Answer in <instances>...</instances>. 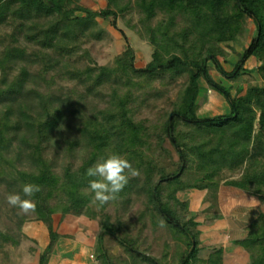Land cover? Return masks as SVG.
<instances>
[{"label": "trees", "instance_id": "obj_1", "mask_svg": "<svg viewBox=\"0 0 264 264\" xmlns=\"http://www.w3.org/2000/svg\"><path fill=\"white\" fill-rule=\"evenodd\" d=\"M78 10L84 14L78 15ZM133 12L138 15L137 22L130 24ZM188 15L192 23L187 21ZM96 17L109 18L114 27H118V17L124 19L153 45L150 61L135 66L134 49L128 44L121 55L108 62L68 64L64 76L75 80L64 97L59 98L50 90H36L34 94H39L41 102L28 103L27 98L23 100L26 67L21 66L8 79L13 47L6 48V55L0 57V182L10 193L19 192L22 196L26 183L41 188L32 197L35 212L21 214L17 209L19 222L42 219L51 234L45 250L48 251L57 236L52 213H85L90 217L93 193L89 181L93 178L85 175L86 169L115 153L130 154L153 170L152 175L140 173L131 177L123 192L127 196L133 191L137 199L144 195L159 215L184 234L188 250L177 264H197L200 260L198 223L185 217L187 204L176 197V191L186 187L188 181L172 178L177 173H187L195 161L214 172L234 165L243 167L239 177L224 182L259 198L262 211L250 226L251 233L264 227V82H249L245 93L240 94V87L232 96L229 89L209 75L207 64L213 59L224 75L238 78L246 61L256 55L261 60L258 70L264 73V0H106L100 10L78 0H0V20L12 22L11 38L19 34L31 39L43 33L48 44L56 36L65 40L81 37L80 47L85 53L89 50L93 58L95 43L86 47L83 36ZM248 19L253 31L251 40L228 71L211 40L236 38L245 30ZM26 27L34 30L28 34ZM183 72L189 74L188 78ZM199 77L226 98L231 107L229 113L197 115ZM156 95H160L157 104L168 103L162 110L165 113L160 114L163 118L157 122L146 115L147 110L152 111L150 101ZM59 126L61 136L46 151ZM255 135L252 146L248 140ZM163 157L174 163L178 171H167L161 163ZM60 158L64 162L57 173L55 167ZM23 160L30 161L26 168L18 165ZM169 179L171 186H163V181ZM123 199L124 196L116 200ZM116 209L104 210L98 220L101 264H113L102 239L107 234L125 250H131V264H166L163 255L138 243L139 235L133 234L142 226V213L140 226L131 232L129 225L115 221ZM102 230L107 232L101 234ZM120 232L128 234L123 236Z\"/></svg>", "mask_w": 264, "mask_h": 264}, {"label": "rangeland", "instance_id": "obj_2", "mask_svg": "<svg viewBox=\"0 0 264 264\" xmlns=\"http://www.w3.org/2000/svg\"><path fill=\"white\" fill-rule=\"evenodd\" d=\"M84 6L90 7L94 10H100L106 5V0H78ZM78 15H83L84 12L81 10L77 11ZM137 14L133 12L132 20L130 24L136 23ZM192 17L187 16V21L192 23ZM124 19L118 17V27H114L111 25L109 18H100L96 17L94 22L85 28L84 33V44L86 47L91 48L92 41L95 43V49L97 50L95 53V57L91 56L89 50L86 53L83 51V47H80V39L73 40H65L64 38H59L56 36L54 39L49 40V43H46L44 40L46 37L45 34L39 33V35H35V37L29 39L23 35H17L13 38L10 37V31L12 28V22L9 20H0V57L6 55V48L10 46L13 47L14 51L10 53L11 58L9 61L11 66L9 68V79L11 75L18 72L21 66L26 67L27 69V78L23 84V89L25 90L26 96H24L23 100L27 98L28 103H40L41 99L39 94L36 93V90L45 92L51 91L56 93L57 97L62 98L65 96V93L70 86L74 82L75 79L67 78L64 76L63 70L66 68L68 64L71 65H79L87 62H93L96 60L98 63H105L112 60L115 56L121 55L128 44H130L134 49V64L137 67L144 66L150 59L152 58V51L154 49L153 45L146 38L141 37L137 31L130 27ZM251 19H248L247 25L243 32L238 33L236 38H226L221 40H211L215 45V50L217 52V56L222 63L223 67L230 71L234 68V65L238 59L240 51L244 50L245 46L249 44L251 40V35L253 33L251 27ZM251 28V30H250ZM34 28L26 27V32L29 34L32 32ZM101 30V32L99 31ZM103 33L101 36L97 34ZM94 39V40H91ZM93 58V59H92ZM261 60L259 56L252 55L245 63L244 69H242L241 75L238 78H230L224 75L215 65L213 59L208 60V73L209 75L219 84H221L226 89H229L232 96L237 90L242 87L243 91L240 94L245 93V90L248 86L249 82H264V73L258 70V66L260 65ZM184 78H188L189 74L187 72H183ZM1 77V71H0ZM81 85V84H80ZM82 86V85H81ZM211 88L208 82L203 78L199 77L198 79V109L197 115L199 117L203 116H212L215 114H220L223 112L224 108L222 105H216L215 109H206V106L203 104L205 100L208 99V89ZM213 89V88H211ZM215 90V89H214ZM38 91V92H39ZM55 97V96H54ZM160 99V95H156V97L150 101L151 106H153L152 111L149 109L146 111V115L149 118H152L153 121L157 122L158 119H162L160 114H164L165 112L162 110L165 107H168V103L164 101L157 102ZM27 100L25 102H27ZM228 102V101H227ZM19 104V102H18ZM229 105V103H228ZM3 109V106H0V110ZM231 111V107H230ZM229 111V112H230ZM1 112V111H0ZM228 112V113H229ZM28 136H32L30 131H27ZM61 126L56 127L55 132L52 134L53 138L50 139V146L46 149V151L52 146L56 138H59L61 135ZM51 136V137H52ZM27 139V137H26ZM256 140V135L251 137L248 140L250 145L253 146L254 141ZM27 143V141L25 142ZM165 144L171 148L172 152H174L173 146L169 143L168 140L165 141ZM132 164V166L139 170L140 173H146L148 175L153 174V170L148 166V164L142 163L139 159L134 158L130 154H126L122 156ZM64 158H60L55 167V171L57 173L60 172L61 165L63 164ZM29 160H23L22 164H19V167H24L29 164ZM32 162V160H31ZM162 165L165 167L167 171L170 173L177 172V167L174 163L167 157H163L161 161ZM193 168L188 169V172L183 174L182 176L172 175L173 179L188 181L186 187L178 189L176 191V197L183 202H186L184 208V215L186 218L193 219L192 213L189 207V200L184 199L182 195V191L188 196L187 193L198 192L203 189H208L209 192H216L218 186L221 183H225L226 180H235L239 177L243 172V167L240 165H234L229 169H222L217 172H214L210 168H203L196 161L193 162ZM26 168V167H24ZM178 176V177H176ZM175 177V178H174ZM171 178V179H172ZM168 181L164 180L162 185L165 187H170L172 184V180ZM227 184V183H226ZM157 184L155 185V188ZM49 191V188L46 189ZM132 193V194H130ZM127 196L124 195V192L121 191L118 197L124 196L123 200H114L109 203L99 206L98 202L94 200V194L91 197L92 203V215L93 217H89L88 214H66L63 216L62 212H53L52 213V221L54 229L56 230V226L58 222H66L65 226H61L62 229L71 233L74 229H81L87 227L83 230H92L95 233H99L100 224L99 217L101 216L104 210L112 211L115 207L117 208L115 211L118 213V218L114 216L115 221H119L122 225H129V231L133 232V228L136 226H140L139 222V214L142 213V226L139 231L133 232L134 235H139L138 243H144L151 247L153 252H157L163 255L166 264H169V253L168 251H158L154 249L156 242L152 240V238L147 240L144 237V227L146 226V219H148V223H151L152 227L150 232H148V236L154 232L153 230V221L156 219L163 218L164 222L170 226L176 234L179 236L184 234L176 231L165 219L162 215H159L157 211H155L150 202L145 200V196L143 195L141 199L136 198V194L132 191ZM181 193V194H180ZM10 194V190L8 191V187L0 182V246H9L12 245L16 249H33L34 243L30 238H28L25 233L21 230L22 223L19 222L18 213L16 208H12L7 203V196ZM168 194V193H167ZM185 195V196H186ZM191 196V195H189ZM127 202V203H126ZM176 203V202H175ZM180 208V206H176ZM119 208V209H118ZM39 219V218H32ZM83 219V220H82ZM92 221H89L91 220ZM30 220V219H27ZM82 220V221H81ZM26 221V220H25ZM81 221L82 224L79 222ZM81 227V228H80ZM71 230V231H70ZM82 230V229H81ZM121 235L127 236L128 233L120 232ZM105 238V239H104ZM186 238V237H185ZM105 240V241H104ZM187 243V239H185ZM103 242L106 244L108 251L112 256L113 264H131L132 255L130 254L129 248L125 250L115 239L113 236L107 234L103 237ZM25 251V250H24ZM98 253V257H102V251L100 249H96ZM183 253H179L178 258L182 256ZM178 259V261H179ZM101 264V261H100ZM139 264H144L140 262Z\"/></svg>", "mask_w": 264, "mask_h": 264}, {"label": "crops", "instance_id": "obj_3", "mask_svg": "<svg viewBox=\"0 0 264 264\" xmlns=\"http://www.w3.org/2000/svg\"><path fill=\"white\" fill-rule=\"evenodd\" d=\"M208 92L203 104L207 111L215 109L218 101L224 108L222 113L230 111V105L220 92L211 88ZM184 192L181 193L189 200L192 217L198 223L200 260L197 264H264V227L252 233L250 228L261 215L258 197L226 183H221L215 193L203 189L187 196ZM61 221L57 223V236L48 251L45 250L51 234L46 223L42 219L24 221L21 230L33 241V249L0 246V264H93V257L100 264L96 251L99 233L83 230L87 227L70 230V233L61 228L66 223ZM145 225L144 237L156 242L154 249L168 251L169 264H177L179 253L188 250L185 236L171 230L162 217L155 218L154 232L149 236L152 225L148 219Z\"/></svg>", "mask_w": 264, "mask_h": 264}, {"label": "clouds", "instance_id": "obj_4", "mask_svg": "<svg viewBox=\"0 0 264 264\" xmlns=\"http://www.w3.org/2000/svg\"><path fill=\"white\" fill-rule=\"evenodd\" d=\"M85 175L93 178L89 181V188L94 194V200L99 206H103L116 200L129 179L138 177L140 172L128 159L113 153L88 167ZM40 191L38 184L26 183L22 187L23 196L19 192L10 193L7 196V203L10 207L18 209L21 214L35 212L36 202L32 197ZM93 264H99L94 257Z\"/></svg>", "mask_w": 264, "mask_h": 264}, {"label": "bare ground", "instance_id": "obj_5", "mask_svg": "<svg viewBox=\"0 0 264 264\" xmlns=\"http://www.w3.org/2000/svg\"><path fill=\"white\" fill-rule=\"evenodd\" d=\"M214 101H216V100H214ZM216 102H217V101H216ZM216 102H215V103H216ZM216 105H219V106H221V104L219 103V101L216 103Z\"/></svg>", "mask_w": 264, "mask_h": 264}, {"label": "water", "instance_id": "obj_6", "mask_svg": "<svg viewBox=\"0 0 264 264\" xmlns=\"http://www.w3.org/2000/svg\"><path fill=\"white\" fill-rule=\"evenodd\" d=\"M104 232H107V231H106V230H102V231H101V234L104 233ZM180 264H181V263H180Z\"/></svg>", "mask_w": 264, "mask_h": 264}]
</instances>
